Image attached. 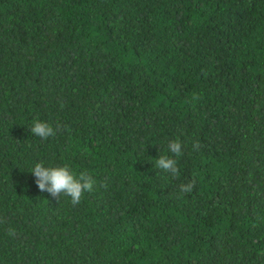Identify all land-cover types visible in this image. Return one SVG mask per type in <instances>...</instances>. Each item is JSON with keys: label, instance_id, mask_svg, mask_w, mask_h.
<instances>
[{"label": "trees", "instance_id": "16d2710c", "mask_svg": "<svg viewBox=\"0 0 264 264\" xmlns=\"http://www.w3.org/2000/svg\"><path fill=\"white\" fill-rule=\"evenodd\" d=\"M0 264H264V0H0Z\"/></svg>", "mask_w": 264, "mask_h": 264}, {"label": "clouds", "instance_id": "9594fccd", "mask_svg": "<svg viewBox=\"0 0 264 264\" xmlns=\"http://www.w3.org/2000/svg\"><path fill=\"white\" fill-rule=\"evenodd\" d=\"M199 97L193 96V99ZM61 125L57 124L54 129L49 123L43 121H35L30 131L34 136L47 140L54 136L56 130L60 129ZM168 151L172 156L161 155L155 161V167L170 173L171 176L177 177L179 175L178 159L184 154V148L180 141L173 140L167 145ZM200 148L199 141H193L192 149L198 151ZM31 172L34 174L38 188L43 192L47 191L53 197L59 198L61 194L70 197L72 206L80 204L86 192H92L95 185L93 176L87 171H80L75 173L68 164L63 166L47 167L42 162L36 163ZM195 186L194 182L182 184L180 191L183 193H191ZM8 235L14 236L16 230L8 228Z\"/></svg>", "mask_w": 264, "mask_h": 264}]
</instances>
